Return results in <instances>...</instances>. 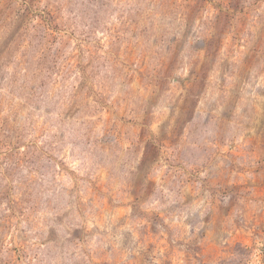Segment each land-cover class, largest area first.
Returning a JSON list of instances; mask_svg holds the SVG:
<instances>
[{
    "label": "rangeland",
    "instance_id": "rangeland-1",
    "mask_svg": "<svg viewBox=\"0 0 264 264\" xmlns=\"http://www.w3.org/2000/svg\"><path fill=\"white\" fill-rule=\"evenodd\" d=\"M0 264H264V0H0Z\"/></svg>",
    "mask_w": 264,
    "mask_h": 264
}]
</instances>
